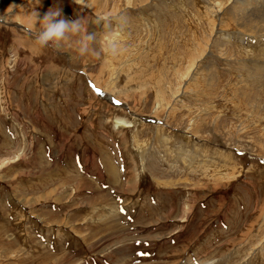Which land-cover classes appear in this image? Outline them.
<instances>
[{
	"label": "rangeland",
	"instance_id": "obj_1",
	"mask_svg": "<svg viewBox=\"0 0 264 264\" xmlns=\"http://www.w3.org/2000/svg\"><path fill=\"white\" fill-rule=\"evenodd\" d=\"M255 6L0 0V264H264ZM50 8L97 50L125 16V50L34 52L33 13Z\"/></svg>",
	"mask_w": 264,
	"mask_h": 264
},
{
	"label": "clouds",
	"instance_id": "obj_2",
	"mask_svg": "<svg viewBox=\"0 0 264 264\" xmlns=\"http://www.w3.org/2000/svg\"><path fill=\"white\" fill-rule=\"evenodd\" d=\"M33 16L39 24V29L34 35V52L39 53L46 48L59 51L73 37H77L74 43L77 45L76 50L80 56L90 55L99 58L103 54L105 60H114L125 50L119 39V34L123 32L127 24V18L123 15L106 22L105 45L99 50L93 47L97 39L96 34L87 31L82 19L66 20L62 17L59 8H50L42 19L38 12H34ZM112 20L115 21L114 25Z\"/></svg>",
	"mask_w": 264,
	"mask_h": 264
},
{
	"label": "bare ground",
	"instance_id": "obj_3",
	"mask_svg": "<svg viewBox=\"0 0 264 264\" xmlns=\"http://www.w3.org/2000/svg\"><path fill=\"white\" fill-rule=\"evenodd\" d=\"M256 8H259V9H264V6H255ZM263 11V10H262ZM260 14V13H259ZM256 15H257V13H256ZM256 17V16H255ZM247 17H245V16H243V19L245 20H241L242 21V26L243 27H247V26H253L254 25V27H256V30H258V31H260L261 29H262V27L264 26V17L261 19V17L259 18L258 16H257V18L259 19L257 22H258V24H254V23H252L253 25H251V23L250 22H248L247 20H251L252 22H253V18H252V15L251 16H249L248 17V19H246ZM257 18H255V20L254 21H256V19ZM241 21H240V23H241ZM257 22H255V23H257ZM239 23V22H238ZM243 30V29H242ZM248 30H250V29H248ZM250 32V31H249ZM261 35H264V31L263 32H261ZM223 42V41H222ZM221 42V43H222ZM224 44V43H223ZM221 46H223V45H221ZM218 47V46H217ZM224 47V46H223ZM189 57H190V55H189ZM116 123H117V125H120V126H123V128L124 127H128V126H131V125H129L128 124V121H126V120H124V119H117V121H116ZM137 176H139V174L137 175Z\"/></svg>",
	"mask_w": 264,
	"mask_h": 264
},
{
	"label": "snow or ice",
	"instance_id": "obj_4",
	"mask_svg": "<svg viewBox=\"0 0 264 264\" xmlns=\"http://www.w3.org/2000/svg\"><path fill=\"white\" fill-rule=\"evenodd\" d=\"M140 255H143V253H141Z\"/></svg>",
	"mask_w": 264,
	"mask_h": 264
}]
</instances>
